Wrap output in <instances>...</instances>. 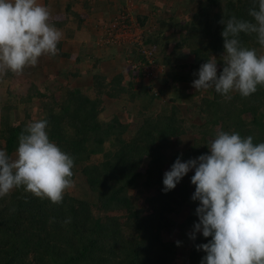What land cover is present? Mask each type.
<instances>
[{
    "label": "trees",
    "instance_id": "obj_1",
    "mask_svg": "<svg viewBox=\"0 0 264 264\" xmlns=\"http://www.w3.org/2000/svg\"><path fill=\"white\" fill-rule=\"evenodd\" d=\"M90 1L84 0L86 6ZM133 1L139 7L133 18L142 29L143 45L153 51L154 63L167 69L163 80L155 83L156 91L141 85L147 59L136 44H122L118 52L116 44L105 45L113 49L108 62L93 58L88 47L80 51L74 70L83 68L77 65L85 57L92 63L81 71L90 78L84 85L72 86L68 80L56 90L35 89L14 97L8 84L12 72L0 76V90L5 91L3 97L0 92V149L14 156L28 122L47 119L50 141L74 157L72 179L81 184L78 193L66 190L61 204L40 199L23 187L0 197V264H201L206 253L196 246L211 238L196 233L193 240L190 235L200 205L192 200L194 170L168 192L163 191L165 172L178 157L187 161L208 153L207 144L218 130L264 142V86L247 98L232 92L230 100L214 88H182L198 78L193 74L211 56L217 58L219 75L225 51L224 25L219 22L232 15L251 19L253 0ZM73 2L60 3L61 18L50 23L63 33L54 60L63 58L61 73L77 78L80 71L68 72L70 53L60 52L83 27L84 20L71 12ZM143 8L146 12L141 13ZM105 18L102 26L110 21ZM68 23H75L74 28ZM240 39L258 55L264 54L254 36L242 33ZM127 59L138 62L139 69L128 65ZM104 97L123 107V116L105 117ZM35 101L42 114L31 119L30 105ZM178 104L185 106L189 118ZM133 124L138 125L131 131ZM188 132L193 136L190 145L176 149ZM68 217L71 222L63 224Z\"/></svg>",
    "mask_w": 264,
    "mask_h": 264
},
{
    "label": "clouds",
    "instance_id": "obj_2",
    "mask_svg": "<svg viewBox=\"0 0 264 264\" xmlns=\"http://www.w3.org/2000/svg\"><path fill=\"white\" fill-rule=\"evenodd\" d=\"M248 15L251 19L223 16V69L218 75L217 58H208L193 74L198 76L192 82L197 91L214 88L230 100L232 92L247 98L264 86V54L240 39L242 33L254 36L264 47V0H253ZM50 19V9L38 0H0V73L20 74L42 55L58 54L63 33ZM48 123L28 122L14 157L0 149V197L23 187L61 204L66 190L74 187V157L50 141ZM253 140L251 135L218 130L207 144L208 153L187 161L178 157L164 174L163 191L168 192L194 170L192 200L200 205L190 235L193 240L196 233L211 238L196 246L206 253L201 264H264V142ZM70 222L68 217L62 223Z\"/></svg>",
    "mask_w": 264,
    "mask_h": 264
},
{
    "label": "rangeland",
    "instance_id": "obj_3",
    "mask_svg": "<svg viewBox=\"0 0 264 264\" xmlns=\"http://www.w3.org/2000/svg\"><path fill=\"white\" fill-rule=\"evenodd\" d=\"M66 1H71V0H52L51 4H50L49 0H38L39 3L47 6L50 9L51 20L52 21H55V20L58 21L57 17L59 19L61 18V14L63 13L64 8H63V5H60V3H64ZM112 1L111 0H106L105 2L102 1L103 3L101 2L102 6L100 8H96V6H94V4H93L92 8H91V10H92V12H91V10L89 9L88 5L86 6V3L84 2V0H72L73 3H71L72 4L71 12H73L72 14L79 15L80 18L84 20V22L82 24V26H83L82 28H86V30H88L90 32L91 31V28H90L91 27V24H90L91 21L95 20L96 24L99 23V27H103L104 26V25L103 26L101 25V23H102L101 18L102 17L100 15H96V13L103 14L104 16L109 15V13H110V11H109V9H110L109 3H111ZM119 1L120 2H116V1L113 2L114 6H112V7H113V10H114L113 11L114 13H117L116 9H119V12H120L121 7H117L119 5H116V4H122V3H124L123 6H122L123 8L121 9L122 11H125V13H127V14H128V12H131V11H133V14L137 13V10L139 8L138 7V3L134 2V1H131V0H119ZM151 1L152 2H157V3H164L166 0H151ZM96 5L97 6L101 5L100 1H97ZM150 10H151V3L148 4V6H147V11H150ZM140 12L141 13L142 12H146V10L143 8V10H141ZM129 16L131 17L130 19H132L135 22L133 16H131L130 14H129ZM106 18L113 19V16L106 17ZM109 19H106L105 21H109ZM105 21H103V22H105ZM68 26L74 28L75 23H68ZM81 30H83V29H81ZM139 30L142 31V29H140V28H139ZM97 31L98 30H96V32ZM81 36H82L81 31L80 32L78 31L77 33H74V37H73L74 39L73 40L75 42H73V43L69 42L68 43V50L69 51L77 49V47L81 46L82 43H84V45H85V47L83 48L85 50L86 45H87L86 43H88V42L83 40L81 38ZM96 36H95V40L92 37L91 39H89L87 41H92L93 42V40H94L95 47H98V48H101V49L102 48H106V46L104 44L100 45L98 43L99 42L98 39H100L99 38L100 37V33L96 34ZM71 44H73V46ZM69 46H72V49L69 48ZM116 48H117V52H118L119 51L118 48H120V47L117 46ZM89 49L90 48H88L87 52H89ZM61 51L63 52V51H67V50L63 49V46H62L60 48V52ZM70 54L74 55V57H75V54L73 53V51ZM74 57L71 56V58H69V61L74 60L75 59ZM63 62H66L65 60H63V58L60 59L59 62H56L54 60V56H51L50 54H44V55H42L41 57L38 58V63L35 66L26 67L24 69V71L22 73H20V74L12 73V78H11V80L8 83L9 84V88L12 90V93H13L12 95L14 97H17V96L25 97V95L28 94V91H34L35 89H38L40 92H44L45 93L47 89L56 90V88L59 86V84L65 85L68 80H70L72 82L71 83L72 86H75L77 84L76 82H78V83H80L82 85L87 84L89 82L90 78L88 77V75L81 74V71H84V70L88 69L89 67H87V66H90V63H88L87 65H85V63L82 64L84 66L82 69L75 68L76 72L80 71L79 72L80 77L73 78L71 76H67L66 77L65 74L61 73V70L65 68V64ZM72 63H73V61H72ZM72 63H69V64H72ZM126 63L128 65L132 64V62H129L128 59L126 60ZM186 63L187 64L191 63L190 57L186 58ZM74 66H75V64H74ZM122 66L125 67V65H122ZM75 70H74L73 66L72 67L70 65L68 66V72L72 73ZM152 70H153V75L156 74L155 76H157V77L150 81L146 76H143L142 80L140 82H141V85H143V84L151 85V88L154 91H156L155 89H158L159 86L156 87L155 83L156 82L159 83V81L163 80L162 79L163 72L165 70L167 71V69H164L160 64H156L155 67ZM2 75H3V73H0V76H2ZM136 81H138V78H135V82ZM182 88L185 89V90H191V91L195 89L194 87H192V84H183ZM0 92L3 93L2 95L0 94L3 97L5 91L3 89H1ZM47 92L49 93L51 91H47ZM171 92H174V91L172 90ZM163 100L164 101H168V98L167 97H163ZM103 101H104L103 107L105 109L103 115L105 117H108V116H110L112 114H115L117 116H123L122 113H121L123 111L122 110L123 107H119V106L113 105V102L110 99L106 98V97H104ZM30 106H31V119L38 118V116L40 114H42L41 108L38 105V103L35 101ZM177 107L184 114V116H186V118H189V115H188L184 105L178 104ZM122 121H124V118L122 119ZM137 121L140 123V120L137 119L136 123H137ZM137 125H134V124L131 125V128H130L131 131ZM192 137H193L192 133L188 132L185 136H183L182 139L179 138V140H181V141H180V143L176 144L175 148L176 149L177 148L178 149L187 148L190 145L189 142H190V139H192ZM80 186H81V184L76 182V183H74V187L70 188V191L78 193V192H80L79 191ZM164 239L170 240V236L164 234Z\"/></svg>",
    "mask_w": 264,
    "mask_h": 264
},
{
    "label": "built area",
    "instance_id": "obj_4",
    "mask_svg": "<svg viewBox=\"0 0 264 264\" xmlns=\"http://www.w3.org/2000/svg\"><path fill=\"white\" fill-rule=\"evenodd\" d=\"M130 18L128 14L121 13L117 18L108 22L107 25L105 24L103 27H100V39H98V43L100 45L116 44L117 46H121L122 44H136L140 46L141 53L147 59V64L143 65L142 72L151 81L157 77L155 76L156 74L153 75L152 70L156 63L152 59V51L143 45V36L142 31L139 30L140 27ZM131 65L132 68L139 69L138 62H132Z\"/></svg>",
    "mask_w": 264,
    "mask_h": 264
},
{
    "label": "crops",
    "instance_id": "obj_5",
    "mask_svg": "<svg viewBox=\"0 0 264 264\" xmlns=\"http://www.w3.org/2000/svg\"><path fill=\"white\" fill-rule=\"evenodd\" d=\"M97 1H100V4L101 5H99V6H97L96 5V2ZM105 2L106 0H92V1H90V3H89V5H88V7H89V9L91 10V8H92V5L94 4V6H96V8H100L101 6H102V3L103 2ZM112 1V0H111ZM116 2H120L119 0H115ZM114 0L111 2V3H113V2H115ZM131 1H133V0H131ZM102 2V3H101ZM134 2H136V1H134ZM137 3V2H136ZM123 4L124 3H122V4H116V5H119V6H117V7H121V9L123 8L122 6H123ZM126 4V3H125ZM91 6V7H90ZM113 6H114V4H113ZM110 7V9H109V11H110V13H109V15H107V16H105V17H110V16H113V18H115L116 16H118L120 13H123V12H125V11H122L121 9H120V12H119V9H116V11H117V13H114L113 11V7L112 6H109ZM129 11V10H128ZM91 12H92V10H91ZM95 14V13H94ZM114 14V15H113ZM128 14H130L131 16H133V11H131V12H128ZM93 15V14H92ZM96 15H100L102 18L104 17V15L103 14H100V13H96ZM105 19H109V18H105ZM111 19V18H110ZM91 31L89 32L88 30H86V28H81V29H83V30H81V33H82V36H81V38L83 39V40H85L86 42H88V43H86L87 44V46L86 47H88V48H90L89 49V52H91L92 54H93V58H97V57H100L101 59H102V61H104V62H108L109 61V58H108V56L109 55H112V53H113V49L112 48H108V47H106V48H98V47H95V44H94V40H95V36H96V34H99V32H96V30H95V28H98V27H96V25H99V23L98 24H96V21L94 20V21H91ZM93 35V36H92ZM90 36V37H89ZM94 38V40H93V42L92 41H87V40H89V39H91L92 37ZM97 37V36H96ZM71 43H73V41H70ZM75 42V41H74ZM72 46H73V44H71ZM79 45V44H78ZM72 46H69V48H71L72 49ZM85 47V45H84V43H82V45L81 46H78L77 47V49H74V50H72L73 51V53L75 54V57H74V55H69V57L71 58V56H73L75 59L78 57V54L80 53V51H82L83 50V48ZM95 47V49H93ZM63 49H66L67 51H63L64 53H71L72 51H69L68 50V43L67 42H65L64 44H63ZM76 50V51H75ZM94 50V51H93ZM107 51V52H106ZM62 52V51H61ZM117 57V56H116ZM89 57H86V60L84 61V63H86L87 61H89L90 62V60L88 59ZM93 58H91V59H93ZM106 58H108V59H106ZM74 59V60H75ZM116 59V58H115ZM74 60H72V61H74ZM113 62H114V64H117L116 63V61L115 60H113ZM75 63V62H74ZM74 63H72V66L74 65ZM83 63V64H84ZM86 64H88V63H86ZM91 65H92V63H90V66H87V67H91ZM76 66V65H75ZM77 67H84L83 65H77Z\"/></svg>",
    "mask_w": 264,
    "mask_h": 264
}]
</instances>
